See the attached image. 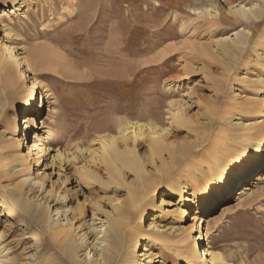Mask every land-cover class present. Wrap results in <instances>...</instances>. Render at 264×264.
I'll return each mask as SVG.
<instances>
[{"label":"rangeland","instance_id":"obj_1","mask_svg":"<svg viewBox=\"0 0 264 264\" xmlns=\"http://www.w3.org/2000/svg\"><path fill=\"white\" fill-rule=\"evenodd\" d=\"M206 3L217 17L197 14ZM232 5L251 8L256 17L233 14ZM36 43L53 44L80 75L49 72L43 78L22 63L12 73L0 68V198L19 190L32 208L30 214L10 213L0 199L4 264H123L136 233L132 264H189L177 252L179 232L193 222L201 198L195 183L215 200L208 214L219 216L227 201L233 206L207 232L204 245L214 246L227 264H264V180L255 201H232L241 146L254 143L264 124V0H0V61L7 57L3 45L13 44L22 61ZM33 77L47 95L36 88L24 129L21 105ZM118 120L160 128L165 148L153 161L146 138L135 144L141 182L126 168L112 179L100 156L103 136L117 138ZM42 124H51L48 154L27 157L35 136H45ZM116 143L124 148L120 139ZM210 155L217 156V166H207ZM257 165L246 183L264 173V162ZM81 170L94 177L85 179ZM218 176L220 186L231 189L227 201H216L208 189ZM175 179L181 197L170 188ZM144 185L153 190L142 199V216L130 209L118 247L105 248V237L116 241L105 220H116L114 207L126 201L129 186L142 196ZM161 198L177 205H160ZM53 223V230L61 229L57 236ZM101 250L109 254L106 260Z\"/></svg>","mask_w":264,"mask_h":264},{"label":"bare ground","instance_id":"obj_2","mask_svg":"<svg viewBox=\"0 0 264 264\" xmlns=\"http://www.w3.org/2000/svg\"><path fill=\"white\" fill-rule=\"evenodd\" d=\"M207 5L208 4L206 3L205 6H202V10H197V14H207L211 17H215L216 15H218V11L216 9H213V7ZM195 9H199V7H196ZM230 10L233 14L241 16L242 18L245 17L248 19L250 16L254 18L256 17V14L251 8L243 9L237 8L236 6L232 5ZM52 45L47 43H36L31 47L26 48L27 54L21 57L22 61H18V59H16V55L13 52V44H8L6 46L3 45L2 47L7 54V57H3L1 59L0 68H3L6 72L12 73L14 68H18L22 63L25 65L26 70L36 73L43 78L46 77V74L49 72H54L59 75L61 74L69 78H71L72 76L74 77L76 75H80L76 72L79 68L76 65L72 64L67 59V57L57 49V47L55 48ZM198 50H201L204 53V50L202 48L199 47ZM39 86H42L45 89V85L36 77H33L31 85L25 93L24 102L21 105V108L24 110L23 113H25V111H29L31 105L36 102V88H38ZM44 91L47 95V89H45ZM42 101L43 98L41 97L40 106L42 105ZM261 103L264 104V97L262 98ZM23 119V124H25L24 129H26L30 122V117L27 113H25ZM180 123H183L181 119ZM33 126L36 130L38 129L39 125L34 123ZM50 126L51 124L45 126H43V124L41 125V127L46 128L45 136H35L36 138L33 140L31 147L27 148V157H29L31 152L33 151H36L35 155L38 157V160H40L42 155H44L45 153L48 154L49 146L47 144V139L52 135ZM15 127L16 124H14V129ZM116 128L117 138L115 136H103L104 138L100 141V156L103 157L104 162L110 171V176L112 179H114V177H121L122 169L126 168L135 173L137 182H141L144 178V168L143 163L136 155L135 144L138 140L146 138L149 141L150 158L152 157L153 161V157L159 156L165 148L163 140L161 139L162 137L159 134L160 128L156 125L148 124L146 122H140L138 120H118ZM259 128L260 129L257 132L255 142L242 145L241 154H238L240 157L236 174L238 177L236 178L234 184V187H237V189L235 191V198L232 200L237 202L238 205L244 201H251L256 196L259 197L262 194L261 192L264 191L262 187L259 190H255V188L259 186V184L264 180V173H257L255 180H253L251 184L246 183L245 179L246 176L250 174L253 166L257 165L258 163L259 165H261L264 162V124L260 125ZM118 139L124 142V148L122 150H119L117 146L116 142ZM129 140L131 141V145H128L127 141ZM184 153L185 151L182 152V154ZM57 156H61V153L58 151ZM209 159L210 162H206L207 166L218 165L219 160L216 155H210ZM23 160L25 161V158H23ZM80 174L87 180L91 177H94V175H92L87 170H81ZM219 180L220 177L218 176V182L214 185L208 184V189L209 191L214 192V194L217 193L216 201H227L231 189L228 188L227 185L220 186ZM169 185L171 189H175L179 193L180 197L182 196V189L180 187L178 179L173 180ZM200 187L201 185H199V183H195L193 185L194 192L198 194V196L201 195V198L197 200L196 212L191 215V220L193 222L184 227L179 232L178 243L180 244V248L177 252V255L180 258L186 260L189 264H206L208 262H210L211 264H227L220 251L216 250L214 246L204 245L203 241L205 240V236H207V232H210L211 228H213L214 225L219 222L221 218L220 216L225 212L232 210L233 206L230 204V202L227 201L219 206V216L208 214V211L213 208L215 200L209 198L210 196H207L206 193H200ZM152 190V185H144L142 189V196H138L136 189L134 190V187L132 189L129 186L126 194V201L121 202L118 206L114 207V210L117 211L116 220H114L113 222H108L107 220H105V224H107V232H111L112 234H114V237L116 239V241L114 242L111 241L113 243H109L107 241V237H105L103 239V241L106 243L105 248L111 246L118 247L119 243H117V239L120 234V226L123 223V218L125 217L124 215L129 212L130 209H134L136 212L140 213L138 215V218H140L143 214L142 199L147 195V193H151ZM1 198V203H3V201L5 200L6 208L10 213H15L14 211L18 210L25 214H30V212L32 211L31 206L29 204H26V199L23 200L19 190L11 192L9 191L6 196L3 195L1 196ZM253 200L255 201V199ZM252 203L253 202H251V204ZM159 204L163 206L177 205L174 200L166 198H161ZM245 204L248 205V203ZM174 208V210L177 211L179 215L182 214V211L180 210L181 208L179 209L178 206ZM197 221L199 222V224L196 227ZM54 225L55 223H53L50 228L52 230V234L57 236L61 229L58 228L57 230H53L55 227ZM150 225L151 224H148V226ZM153 226L154 228L156 227V225ZM136 234H133L134 237H132L128 242V246L125 249V254L122 259L123 264H132L135 261L134 259L137 247V240L135 237ZM67 251L69 254H71L72 257L75 256L76 246L74 244H71L67 248ZM99 252V255H102V258L104 257V260L109 257V254H104L102 250ZM86 255H89V252H86ZM207 256L209 257L208 261L206 260ZM0 264H4L2 256H0Z\"/></svg>","mask_w":264,"mask_h":264}]
</instances>
